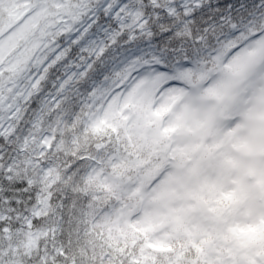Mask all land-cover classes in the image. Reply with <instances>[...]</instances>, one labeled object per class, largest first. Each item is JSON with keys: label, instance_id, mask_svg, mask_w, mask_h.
Listing matches in <instances>:
<instances>
[{"label": "snow or ice", "instance_id": "snow-or-ice-1", "mask_svg": "<svg viewBox=\"0 0 264 264\" xmlns=\"http://www.w3.org/2000/svg\"><path fill=\"white\" fill-rule=\"evenodd\" d=\"M159 260L264 264V0H0V264Z\"/></svg>", "mask_w": 264, "mask_h": 264}, {"label": "trees", "instance_id": "trees-1", "mask_svg": "<svg viewBox=\"0 0 264 264\" xmlns=\"http://www.w3.org/2000/svg\"><path fill=\"white\" fill-rule=\"evenodd\" d=\"M97 243H103V241H97ZM159 264H165V262L163 260H159Z\"/></svg>", "mask_w": 264, "mask_h": 264}]
</instances>
